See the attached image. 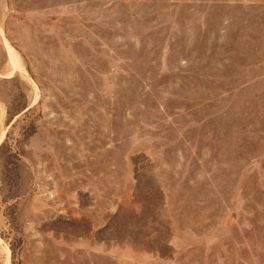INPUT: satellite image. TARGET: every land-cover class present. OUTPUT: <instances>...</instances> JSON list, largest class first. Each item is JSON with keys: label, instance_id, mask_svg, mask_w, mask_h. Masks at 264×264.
Listing matches in <instances>:
<instances>
[{"label": "rangeland", "instance_id": "obj_1", "mask_svg": "<svg viewBox=\"0 0 264 264\" xmlns=\"http://www.w3.org/2000/svg\"><path fill=\"white\" fill-rule=\"evenodd\" d=\"M0 264H264V0H0Z\"/></svg>", "mask_w": 264, "mask_h": 264}]
</instances>
